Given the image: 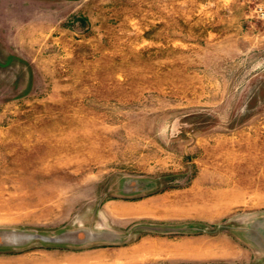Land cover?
<instances>
[{
  "label": "rangeland",
  "instance_id": "1",
  "mask_svg": "<svg viewBox=\"0 0 264 264\" xmlns=\"http://www.w3.org/2000/svg\"><path fill=\"white\" fill-rule=\"evenodd\" d=\"M0 264H264V0H0Z\"/></svg>",
  "mask_w": 264,
  "mask_h": 264
}]
</instances>
